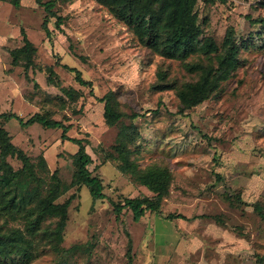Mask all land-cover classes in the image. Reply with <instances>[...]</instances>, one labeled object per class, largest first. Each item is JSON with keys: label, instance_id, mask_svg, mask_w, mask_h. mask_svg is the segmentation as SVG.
Here are the masks:
<instances>
[{"label": "rangeland", "instance_id": "1", "mask_svg": "<svg viewBox=\"0 0 264 264\" xmlns=\"http://www.w3.org/2000/svg\"><path fill=\"white\" fill-rule=\"evenodd\" d=\"M19 3L0 0V111L24 120L47 111L71 124L67 134L87 140L88 168L102 179L107 197L93 200L87 186L70 185L77 145L62 140L60 129L3 121L12 142L36 164L41 194L56 171L68 186L56 201L73 199L58 250L49 237L56 217L47 216L30 237L31 259L0 255V264H264V220L254 209L264 210V0L197 1L201 36L217 51L196 52L187 61L216 66L228 38L239 49L228 76L191 108H182L179 91L199 73L145 47L101 2L56 0L53 10L63 23L58 29L51 17L49 36L43 7L36 0ZM21 29L36 48V68L28 76L22 65H12L8 51L21 45ZM62 64L78 69L90 85L78 84ZM50 65L55 75L47 83ZM69 88L79 95L68 97ZM109 92L119 110L139 116L107 125L98 98ZM123 133L137 168L161 166L170 173L160 211H147L139 221L127 208L116 218L108 200L154 196L117 168L114 146ZM8 161L21 167L16 158ZM22 213L9 218L0 212V231L17 229L28 237Z\"/></svg>", "mask_w": 264, "mask_h": 264}, {"label": "trees", "instance_id": "2", "mask_svg": "<svg viewBox=\"0 0 264 264\" xmlns=\"http://www.w3.org/2000/svg\"><path fill=\"white\" fill-rule=\"evenodd\" d=\"M15 7H19L20 0H9ZM104 4L114 17L128 26L137 39L147 48L152 49L168 58H176L186 62L185 66L189 70H196L199 77L195 81L185 82L179 91L182 108H191L203 100L216 89L220 80L226 78L234 66L239 47L228 38L221 52L216 54L217 65L191 64L187 57L193 53L201 52L208 54L217 51V47L211 38L201 36L203 29L198 21L195 5L198 0H97ZM213 3L225 0H205ZM44 11L45 17L42 28L46 36L50 35L48 22L51 17L55 18V26L59 29L63 23V17L57 14L53 8L56 0H36ZM21 45L8 49L11 55L13 66L22 65L25 76L29 70H35L34 61L36 48L29 40L24 30L21 29ZM68 71L74 72V78L78 84L90 85L85 80L81 72L75 67L62 64ZM47 72L46 81L52 83L55 71L53 65L45 68ZM36 85V84H35ZM65 94L74 98L79 95L77 90L69 88L64 90ZM103 102V118L107 125H114L124 118L134 119L139 113H125L117 108L112 92L106 93L98 98ZM155 113L157 109L153 110ZM183 110L180 109V113ZM15 119L20 127L26 128L34 123L42 127L60 129V138L68 140L77 145V150L72 154L75 170L70 182L71 186L85 185L93 200L104 199V184L98 175H93L88 168L91 163L90 154L86 150L87 140L84 138L71 137L67 134L71 124H65L61 120L53 118L47 111L35 112L27 119L21 118L13 111H0V212L9 218L16 217V213H22L26 219L25 237L17 229L9 232L0 231V255L3 258L19 256L28 261L32 257L30 251L32 247L31 238L38 234L41 224L47 216L56 217L55 226L49 229V237L53 241L55 250L63 239V232L68 219V208L73 199L71 195L62 202H57L58 197L63 194L68 186L62 185L57 177V172H53V182L45 194L39 190V177L35 171L36 164L30 159L23 149L16 146L9 132L3 126V121ZM121 137V136H120ZM115 145L117 168L124 173H131L137 181L145 185L154 193L152 198L125 197L122 202L108 200L112 204V209L116 218H119L123 209H129L132 219L139 221L147 211L159 212L161 202L168 194L170 184L169 171L161 166H150L145 170L137 168L132 160H129L123 140ZM8 157L16 158L21 162V167L14 169L9 163ZM40 165L44 166V158L40 160ZM34 183V185H32ZM231 197H229L230 199ZM33 203L31 207L27 205ZM254 209L264 220V210L259 204L254 205ZM168 217H175L169 214ZM177 217L184 218L182 215ZM129 254V250L127 251Z\"/></svg>", "mask_w": 264, "mask_h": 264}]
</instances>
